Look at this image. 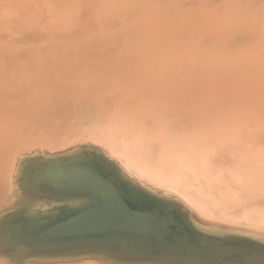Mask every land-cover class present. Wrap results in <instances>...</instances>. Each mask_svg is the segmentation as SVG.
I'll list each match as a JSON object with an SVG mask.
<instances>
[{
    "label": "bare ground",
    "instance_id": "bare-ground-1",
    "mask_svg": "<svg viewBox=\"0 0 264 264\" xmlns=\"http://www.w3.org/2000/svg\"><path fill=\"white\" fill-rule=\"evenodd\" d=\"M83 152L185 228L264 254V0H0V206H60L20 189L24 159ZM81 247L43 257L180 264Z\"/></svg>",
    "mask_w": 264,
    "mask_h": 264
},
{
    "label": "water",
    "instance_id": "water-1",
    "mask_svg": "<svg viewBox=\"0 0 264 264\" xmlns=\"http://www.w3.org/2000/svg\"><path fill=\"white\" fill-rule=\"evenodd\" d=\"M26 157L30 159H24L19 172L20 189L32 190V183L37 187L35 196L62 203L58 207H20L2 213L0 254L17 264H56L61 261L43 255L71 246L75 250L100 245L109 249L112 257L150 258L157 263L159 255L180 264L228 255H237L247 264H256L257 258L264 260L259 247L249 245L255 251L233 248L238 244L247 247L241 242L231 245L236 242H231L232 236L221 240L185 228L179 210L160 203L156 196L142 195L143 189L136 182L120 180L112 168L103 167L87 152L51 159H43V155ZM38 186L47 189L45 194L37 192ZM221 244L232 247L223 251L218 249Z\"/></svg>",
    "mask_w": 264,
    "mask_h": 264
},
{
    "label": "rangeland",
    "instance_id": "rangeland-1",
    "mask_svg": "<svg viewBox=\"0 0 264 264\" xmlns=\"http://www.w3.org/2000/svg\"><path fill=\"white\" fill-rule=\"evenodd\" d=\"M69 140V139H68ZM68 140L66 139V143L68 142ZM65 142H63V144H65ZM108 161V160H107ZM114 162V163H113ZM119 161L118 160H110L109 161V163H112V164H115V165H117V164H119L118 163ZM106 168H108V167H106ZM10 196H12L13 197V194H10ZM28 199H29V201H28ZM36 199V200H35ZM52 199V198H51ZM16 200V201H15ZM15 200H12L11 202H9L10 200H8V202H3V204L4 203H6V204H2L1 206H0V217H1V215H2V213L3 212H5V210L6 211H10L9 210V208L12 210H15V209H19L20 207H25V208H29V210H31V207L32 208H38L39 206H41L40 205V203H41V200L39 199V198H36V197H34V196H32V195H29V196H23L22 197V199L21 198H19V199H15ZM17 202V203H15V202ZM36 201H38V202H36ZM40 201V202H39ZM54 201V200H53ZM55 201H57L58 202V200H55ZM30 204H29V203ZM59 202H60V205H61V201L59 200ZM13 203H15V204H13ZM31 203H32V205H31ZM36 205V206H35ZM13 206V207H12ZM3 208V210H2V208ZM24 222H26L25 220H23L22 221V224L24 223ZM2 256H3V254H0V263H2V264H8V260H7V258H2ZM27 264V263H26ZM29 264V263H28ZM30 264H34V263H30Z\"/></svg>",
    "mask_w": 264,
    "mask_h": 264
},
{
    "label": "snow or ice",
    "instance_id": "snow-or-ice-1",
    "mask_svg": "<svg viewBox=\"0 0 264 264\" xmlns=\"http://www.w3.org/2000/svg\"><path fill=\"white\" fill-rule=\"evenodd\" d=\"M91 179H92L94 182L100 184V186H101L102 188H106V186H104V185L102 184V182H100L96 177H91Z\"/></svg>",
    "mask_w": 264,
    "mask_h": 264
}]
</instances>
